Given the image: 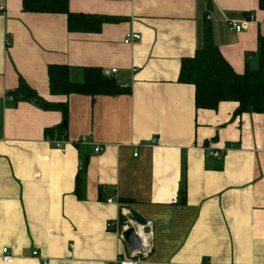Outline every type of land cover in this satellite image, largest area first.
<instances>
[{"label": "crops", "instance_id": "obj_1", "mask_svg": "<svg viewBox=\"0 0 264 264\" xmlns=\"http://www.w3.org/2000/svg\"><path fill=\"white\" fill-rule=\"evenodd\" d=\"M69 9L124 20L69 32L64 14L0 0V264H8L4 248L12 264L130 257L126 220L152 246L143 264H264V115L235 117L231 101L197 109L195 86L178 81L207 15L233 70L257 69L259 0H69ZM227 20L248 25L238 33ZM127 33L142 38L125 44ZM52 65L70 67L76 83L84 68L117 69L108 77L130 92L54 95ZM21 80L39 98L67 103L61 148L45 136L63 123L61 112L8 97Z\"/></svg>", "mask_w": 264, "mask_h": 264}, {"label": "trees", "instance_id": "obj_2", "mask_svg": "<svg viewBox=\"0 0 264 264\" xmlns=\"http://www.w3.org/2000/svg\"><path fill=\"white\" fill-rule=\"evenodd\" d=\"M23 12L33 14H64L67 16L69 32L99 33L106 23L122 22V17L104 15L77 14L69 9V0H22ZM259 7L264 11V0H259ZM259 67L252 70L249 66L244 74H237L224 59L216 45L209 15L206 16L202 45L193 58L182 60L179 82L195 86V105L197 109L217 110L221 102H237L234 116L243 114L264 115V36L258 39ZM82 82H73L70 67L52 65L48 68L50 92L54 95L82 94L91 96H118L130 92L122 88L113 77L106 76L99 68H84ZM12 102L39 101L38 106L48 111L63 114V123L46 129L48 140L67 139V103H52L39 98L36 92L21 80L16 90L8 94ZM87 159L77 177L76 194H80L85 178ZM180 204L186 203L185 192Z\"/></svg>", "mask_w": 264, "mask_h": 264}, {"label": "built area", "instance_id": "obj_3", "mask_svg": "<svg viewBox=\"0 0 264 264\" xmlns=\"http://www.w3.org/2000/svg\"><path fill=\"white\" fill-rule=\"evenodd\" d=\"M227 23L229 26H231L236 32L240 33L242 32L244 29L247 28L248 22L243 21V22H236V21H232V20H227ZM141 35L138 33H127L125 38H124V43L125 44H131L133 42H137L141 40ZM117 72V69H112L109 71H106V75L110 76L112 74H115ZM55 144L56 148H61V144L62 142L55 140V141H51ZM82 144H85L87 141L86 139H83ZM96 151H100V147H96ZM137 153L134 154L135 157H137ZM213 156H219V153L217 152H213L212 153ZM113 199H109L108 203L112 204L113 203ZM110 227L113 226V224L109 225ZM134 223L132 222V220H126L125 221V225L123 226V231L126 233L131 229H134L136 231V228L133 227ZM136 234L138 235L137 231ZM139 237V235H138ZM139 239L141 240V244L140 247L136 250L131 251V256L130 257H118L117 259H115L114 261H112L111 263L108 264H143L144 261L151 255L152 253V246L151 244H146L142 241V239L139 237ZM3 261L8 263V264H12L14 262V257L10 254L9 249L8 248H4L3 251ZM40 253L38 251H34L33 252V256L37 257L39 256Z\"/></svg>", "mask_w": 264, "mask_h": 264}, {"label": "water", "instance_id": "obj_4", "mask_svg": "<svg viewBox=\"0 0 264 264\" xmlns=\"http://www.w3.org/2000/svg\"><path fill=\"white\" fill-rule=\"evenodd\" d=\"M126 240L132 251L140 247L141 241L139 240V237L134 229H131L126 233Z\"/></svg>", "mask_w": 264, "mask_h": 264}]
</instances>
